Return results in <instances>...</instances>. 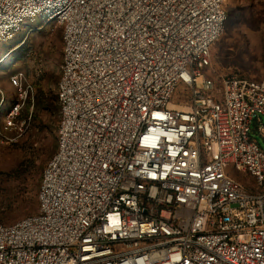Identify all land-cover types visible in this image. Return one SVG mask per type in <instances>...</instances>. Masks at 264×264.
<instances>
[{"label":"built area","instance_id":"obj_1","mask_svg":"<svg viewBox=\"0 0 264 264\" xmlns=\"http://www.w3.org/2000/svg\"><path fill=\"white\" fill-rule=\"evenodd\" d=\"M227 19V0H0V44L39 21L63 42L57 148L37 212L0 221V264H264V77L210 74Z\"/></svg>","mask_w":264,"mask_h":264},{"label":"rangeland","instance_id":"obj_2","mask_svg":"<svg viewBox=\"0 0 264 264\" xmlns=\"http://www.w3.org/2000/svg\"><path fill=\"white\" fill-rule=\"evenodd\" d=\"M227 9L225 32L212 46L210 74L218 83L232 74L263 78L264 0H227ZM10 50L0 62V221L7 224L37 212L43 169L57 148L62 26L27 23L0 44V59ZM19 74L20 87L12 81ZM186 91L180 86L173 101H188ZM17 102L18 110L10 114ZM255 123L252 135L264 149V115L262 127L258 119ZM228 173L243 183L254 182L234 167Z\"/></svg>","mask_w":264,"mask_h":264},{"label":"trees","instance_id":"obj_3","mask_svg":"<svg viewBox=\"0 0 264 264\" xmlns=\"http://www.w3.org/2000/svg\"><path fill=\"white\" fill-rule=\"evenodd\" d=\"M58 98V97H57ZM57 108H59V110H58V114H59V116H60V104H58V106H56V109ZM256 126V123L254 122V125H253V127H255ZM58 128H59V119H58V126H57V130H58ZM57 137H58V134H57Z\"/></svg>","mask_w":264,"mask_h":264},{"label":"crops","instance_id":"obj_4","mask_svg":"<svg viewBox=\"0 0 264 264\" xmlns=\"http://www.w3.org/2000/svg\"><path fill=\"white\" fill-rule=\"evenodd\" d=\"M259 122L260 124L258 125L259 127H262V124H261V119L259 118Z\"/></svg>","mask_w":264,"mask_h":264}]
</instances>
